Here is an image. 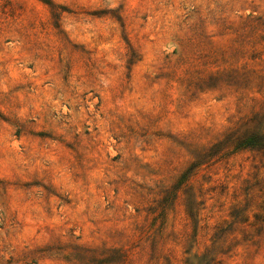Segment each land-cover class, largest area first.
I'll use <instances>...</instances> for the list:
<instances>
[{
    "label": "rangeland",
    "instance_id": "374dc122",
    "mask_svg": "<svg viewBox=\"0 0 264 264\" xmlns=\"http://www.w3.org/2000/svg\"><path fill=\"white\" fill-rule=\"evenodd\" d=\"M264 0H0V264H264Z\"/></svg>",
    "mask_w": 264,
    "mask_h": 264
},
{
    "label": "trees",
    "instance_id": "16d2710c",
    "mask_svg": "<svg viewBox=\"0 0 264 264\" xmlns=\"http://www.w3.org/2000/svg\"><path fill=\"white\" fill-rule=\"evenodd\" d=\"M240 145L253 146L257 148H264V135H257L252 133V136L242 139Z\"/></svg>",
    "mask_w": 264,
    "mask_h": 264
}]
</instances>
